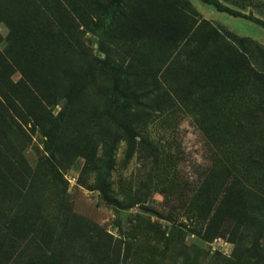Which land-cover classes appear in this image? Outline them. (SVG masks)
Here are the masks:
<instances>
[{
    "label": "rangeland",
    "instance_id": "1",
    "mask_svg": "<svg viewBox=\"0 0 264 264\" xmlns=\"http://www.w3.org/2000/svg\"><path fill=\"white\" fill-rule=\"evenodd\" d=\"M111 1L0 0V264H264V0ZM141 12L196 50L144 65Z\"/></svg>",
    "mask_w": 264,
    "mask_h": 264
},
{
    "label": "trees",
    "instance_id": "2",
    "mask_svg": "<svg viewBox=\"0 0 264 264\" xmlns=\"http://www.w3.org/2000/svg\"><path fill=\"white\" fill-rule=\"evenodd\" d=\"M125 1L127 0H112L111 6L113 9H115L114 11H119V5L121 3H125ZM164 2L166 6L171 7L172 9H176L175 7H177V0H165ZM181 3L184 5L185 9L189 8L188 2L182 1ZM139 16L140 21L138 27L142 30H137V32H135L131 37L127 36L123 43L126 42L131 46V48L137 50L136 53L140 55V60L144 62V65L167 66L169 64H175L176 62L180 61V58L185 54V52L196 50L197 47L194 44L196 41L194 39V32L195 28L200 25V20L194 22L192 26L189 27V29H183L181 27L174 26L167 27L169 19L167 17H163L161 14L152 18L149 17L146 12H141ZM147 28H151L149 30L153 31H144ZM210 28L212 31H210L211 33L207 35V39H212L213 44L219 43L218 37L215 36V34L217 35V31L221 32V30L215 25H212V27L210 26ZM238 41L239 44L244 43V41L241 39ZM228 45L229 44L227 43L225 44V46ZM258 50L259 52L264 53L263 49ZM184 61L185 60L183 59L180 63ZM234 70L235 73L241 74V76H239L240 80L247 79L250 80V82H261V84L264 86V68L256 69L251 67V64L246 57L238 54ZM123 73L126 76L131 89L134 90L132 92V100L128 105L129 115L142 116L144 112L153 113L155 110L152 106V102L148 99V96L153 94L156 91V88L152 86L147 88L139 87L132 72L124 71ZM165 83L168 84V82ZM128 120L130 121V117ZM127 127L129 128L128 125ZM101 191L104 199L107 202H110L104 192V185H101Z\"/></svg>",
    "mask_w": 264,
    "mask_h": 264
}]
</instances>
